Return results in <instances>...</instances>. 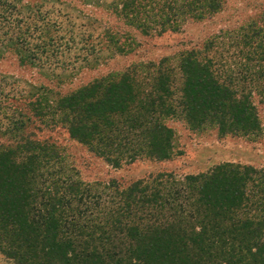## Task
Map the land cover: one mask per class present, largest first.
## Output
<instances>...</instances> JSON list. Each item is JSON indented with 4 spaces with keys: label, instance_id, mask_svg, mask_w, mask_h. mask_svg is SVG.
<instances>
[{
    "label": "trees",
    "instance_id": "16d2710c",
    "mask_svg": "<svg viewBox=\"0 0 264 264\" xmlns=\"http://www.w3.org/2000/svg\"><path fill=\"white\" fill-rule=\"evenodd\" d=\"M136 2L123 0L142 20ZM227 2L182 0L179 7L195 21L212 18ZM35 7L0 0V59L12 51L33 65L25 53L37 56L35 48L43 53L51 45L50 20L29 21ZM177 30L169 21L162 32ZM225 44L234 49L229 58ZM116 75L106 85L104 77L49 97L41 109L39 89L5 91L9 77L0 73V240L8 254L17 264H264V168L228 161L127 185L90 182L56 141L42 136L63 127L121 167L170 159L171 119L193 130L213 127L220 136L264 134V12L177 59L133 63ZM58 110L64 115L55 120Z\"/></svg>",
    "mask_w": 264,
    "mask_h": 264
},
{
    "label": "rangeland",
    "instance_id": "374dc122",
    "mask_svg": "<svg viewBox=\"0 0 264 264\" xmlns=\"http://www.w3.org/2000/svg\"><path fill=\"white\" fill-rule=\"evenodd\" d=\"M227 1L222 12L194 21L181 13L182 0H137L146 13L141 14L142 20L123 0H24L31 7L37 6L29 21L42 24L43 21H37L39 18H44L45 22L50 20L51 45L43 53L35 48L37 56L25 53L27 59L35 63L33 65L25 58L21 62L12 51L7 52L0 59V73L9 77L5 91L27 94L33 87L39 89L41 109H45L51 103L49 97L62 98L83 86L96 85L104 77L106 85L133 63L159 61L164 57L177 59L180 52L202 46L220 29L243 25L264 12V0ZM198 3L194 4L195 12L200 13ZM124 6L125 11H122ZM167 13L171 20L167 21ZM24 15H30V11H25ZM169 21H173L178 30L163 33ZM224 49L226 58L234 52L229 44H225ZM54 105L61 107L59 102ZM259 107L264 111V106ZM63 115L64 112L58 110L55 120ZM169 123L175 131L174 155L170 159L140 158L121 167L112 165L71 138L63 127H49L42 136L56 141L68 163L79 171L82 179L90 182L117 179L127 185L162 172L179 176L199 173L228 161L264 168V134L220 136L213 127L193 130L183 119H171ZM7 250V244L0 240V264H17Z\"/></svg>",
    "mask_w": 264,
    "mask_h": 264
}]
</instances>
